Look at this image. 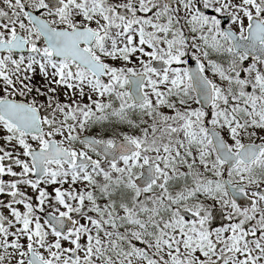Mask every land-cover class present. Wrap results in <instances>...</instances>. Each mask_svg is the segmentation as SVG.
Here are the masks:
<instances>
[{
	"label": "snow or ice",
	"instance_id": "snow-or-ice-1",
	"mask_svg": "<svg viewBox=\"0 0 264 264\" xmlns=\"http://www.w3.org/2000/svg\"><path fill=\"white\" fill-rule=\"evenodd\" d=\"M0 264H264V0H0Z\"/></svg>",
	"mask_w": 264,
	"mask_h": 264
}]
</instances>
